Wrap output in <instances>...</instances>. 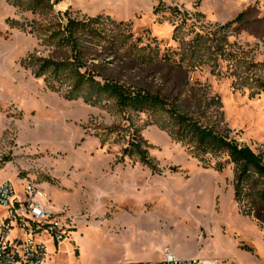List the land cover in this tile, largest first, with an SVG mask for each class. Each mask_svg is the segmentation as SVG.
I'll use <instances>...</instances> for the list:
<instances>
[{"label":"rangeland","instance_id":"rangeland-1","mask_svg":"<svg viewBox=\"0 0 264 264\" xmlns=\"http://www.w3.org/2000/svg\"><path fill=\"white\" fill-rule=\"evenodd\" d=\"M45 2L0 0V183H40L69 217L64 242H48L47 264H137L125 259L136 239L212 264H264V229L243 212L251 201L240 207L234 198L232 163L203 165L172 138L165 110L119 112L106 95L93 103L84 91L68 98V70L36 76L38 58L73 59L56 44L62 13L102 15L105 38L80 35L99 80L163 96L264 156V0ZM131 141L153 167L123 155ZM116 217L133 224L132 241L113 228Z\"/></svg>","mask_w":264,"mask_h":264},{"label":"trees","instance_id":"trees-1","mask_svg":"<svg viewBox=\"0 0 264 264\" xmlns=\"http://www.w3.org/2000/svg\"><path fill=\"white\" fill-rule=\"evenodd\" d=\"M38 1L39 5L48 6L45 0ZM65 15L66 13H62L61 28L56 44L62 48H68L73 54V59L63 63L38 58L41 61L40 72L38 71L36 76H40L44 70L50 68L57 78L62 79L59 73L68 70L73 80V87L66 95L68 98H75L79 91H84L85 99L93 103H96L91 98L93 94L106 95L114 101V106L119 112L127 109L153 113L159 110L168 112L173 122L169 127L172 138L189 145V152L203 162V165L209 166L212 158L217 159L214 166L219 171H223L228 163L234 165V198L240 207L246 198L251 201L247 204V211L243 212L254 215L264 229V156L249 145L241 144L236 139L230 138L228 134L218 131L215 127L203 124L194 116L181 113L173 102H168L163 96L142 88L127 87L110 78L99 80L96 73L86 66L80 35L91 33L97 38H105L101 28L103 16L78 20L65 17ZM243 16L242 12L232 22L241 20ZM26 66L31 65L27 63ZM258 84L262 90L264 83L259 82ZM52 87L57 89L53 85ZM123 155L130 157L136 155L145 164L153 167L147 158L146 151L141 150L135 141H131L130 145L123 149Z\"/></svg>","mask_w":264,"mask_h":264},{"label":"built area","instance_id":"built-area-1","mask_svg":"<svg viewBox=\"0 0 264 264\" xmlns=\"http://www.w3.org/2000/svg\"><path fill=\"white\" fill-rule=\"evenodd\" d=\"M3 157L0 151V160ZM71 228L69 217L51 206V197L40 183L27 182L20 188L12 180L0 183V264H47L49 240L58 248ZM137 264L212 263L166 250L160 260Z\"/></svg>","mask_w":264,"mask_h":264},{"label":"crops","instance_id":"crops-1","mask_svg":"<svg viewBox=\"0 0 264 264\" xmlns=\"http://www.w3.org/2000/svg\"><path fill=\"white\" fill-rule=\"evenodd\" d=\"M117 218V217H116ZM118 219V218H117ZM113 223V228H115V227H117L118 229L121 227L122 228V230L121 229H119L120 231H123V233L125 234V235H127V236H125V238L127 237L128 238V240L129 241H132V238L131 237H128V236H131V235H129V232L127 231V229H132V227L131 226H133V224H131V222H128L129 223V225H128V228H126L125 226H124V224L125 223H123V222H121L119 219L118 220H115V221H112ZM120 231H118V232H116V233H119ZM148 241H140V240H134V241H132V249H131V251H130V254L129 255H125V259H127V258H131V257H134V258H136V260H137V262L139 261H141V260H143L144 258L142 257H140L139 255H141V254H147V253H149V255L151 256V255H156V256H160V259H162L163 257H164V254L161 252V251H159L158 249H157V247H156V249H154L153 248V245H151V244H148V246H144L145 244L144 243H147ZM145 247H147L148 248V250H145L144 248ZM173 251V250H172ZM143 252V253H142ZM176 253V255H178L179 257H186V256H183V255H180V254H177V252H175ZM129 256V257H128ZM149 257V256H148ZM147 257V258H148ZM187 257H197V256H187ZM147 260H150V259H147Z\"/></svg>","mask_w":264,"mask_h":264},{"label":"bare ground","instance_id":"bare-ground-1","mask_svg":"<svg viewBox=\"0 0 264 264\" xmlns=\"http://www.w3.org/2000/svg\"><path fill=\"white\" fill-rule=\"evenodd\" d=\"M209 262V261H208Z\"/></svg>","mask_w":264,"mask_h":264}]
</instances>
